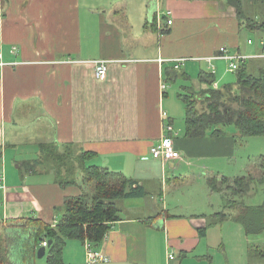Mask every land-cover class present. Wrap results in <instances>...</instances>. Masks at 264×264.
Listing matches in <instances>:
<instances>
[{"label":"crops","instance_id":"obj_1","mask_svg":"<svg viewBox=\"0 0 264 264\" xmlns=\"http://www.w3.org/2000/svg\"><path fill=\"white\" fill-rule=\"evenodd\" d=\"M244 28L246 19L227 0H0V230L19 236L10 260L29 238L20 236L16 219L35 216L56 225V208L81 193L76 185L61 186L56 170L23 173L19 162L36 158L41 144L64 150L73 143L95 153L87 161L124 173L147 193L119 201L121 219L98 247L108 260L87 263L85 242L72 239L64 264H264V231L249 234L234 219L237 208L220 221L226 207L211 216L189 214L180 203L171 209L166 198L169 182L177 186L195 170L210 172L194 160L235 154L237 132L185 136L182 96L237 81L223 83L222 46L246 56L239 64L252 72L264 70V29H252L260 38L255 42ZM97 60L107 61L103 79L95 73ZM204 71L214 74L212 84L201 79ZM165 134L180 159H150L151 145ZM255 246L263 251L251 253Z\"/></svg>","mask_w":264,"mask_h":264},{"label":"trees","instance_id":"obj_2","mask_svg":"<svg viewBox=\"0 0 264 264\" xmlns=\"http://www.w3.org/2000/svg\"><path fill=\"white\" fill-rule=\"evenodd\" d=\"M227 2L235 7L241 19H246L247 27L264 29V21L259 24L245 15L244 0ZM236 76L237 81L221 88L209 87L198 94L191 92L182 96L186 104L187 138L223 137L228 134L227 128L231 125L236 127L238 136L264 135V70L254 73L241 61ZM201 77L210 84L215 80L211 72L204 71ZM237 141L236 136L235 143ZM39 150L36 158L19 162L20 172L56 170V181L61 186L76 185L81 193L66 196L63 204L56 208L60 215L56 225L35 216L20 217L14 223L22 225L20 236L29 233V238L23 243L25 262L36 264L38 248L48 241L47 253L43 257L46 264H64V249L68 240L100 245L112 224L121 219L119 201L144 197L147 192L143 185L122 172L87 164L95 153L80 151L75 154L73 143L64 150H60L58 144L45 143L40 145ZM76 168L82 169V175L76 174ZM208 178L211 191L226 198L224 207L227 211L218 212L220 221L232 214L231 209L237 208L240 213L234 219L242 222L249 234L264 231V202L253 205L245 199L252 189L264 183V155L258 158L248 174L235 177L217 174ZM81 181L87 185L86 188L79 184ZM201 231L204 233V230ZM16 237L19 238L17 234L0 230V264H12L10 249ZM256 251L263 250L255 246L251 253Z\"/></svg>","mask_w":264,"mask_h":264},{"label":"rangeland","instance_id":"obj_3","mask_svg":"<svg viewBox=\"0 0 264 264\" xmlns=\"http://www.w3.org/2000/svg\"><path fill=\"white\" fill-rule=\"evenodd\" d=\"M245 1V15L249 18L251 17L256 23H261L264 21V0H244ZM259 13V15H258ZM245 36H251L255 42H259V35H256L255 31L250 28H244ZM247 40V39H246ZM237 71H226V77L223 83H227L229 81H234L236 79ZM179 122V121H178ZM182 129H184L185 120H182ZM228 133H235L237 131L234 125H231L227 128ZM183 133V132H182ZM238 141L234 144V155L232 157H212L209 160H203L201 162L196 163L195 165H209L211 166L210 172L206 171V174H202V172L195 170L196 174H189L183 178L181 183H177L175 186L173 184L170 185L168 183L169 188H167L168 192L166 193L167 202L174 207L176 203H180L184 209H181V212L185 213H207L209 216L215 213L216 211L223 210L225 206L226 198L224 195H221L218 192H213L211 195L208 193V177H211L216 172L222 174L221 176H229L234 177L236 175H245L248 174L254 167V164L257 162L258 158L261 155H264V135L258 136H237ZM79 151L75 149L74 153H78ZM152 153H149L150 159L160 160L154 158ZM72 165L71 163H69ZM87 164H92V161H87ZM102 166V164L100 165ZM188 171L193 170L196 167L187 166L184 164ZM193 168V169H192ZM120 169V168H116ZM214 169V170H213ZM77 175H82V169L78 170ZM218 174V173H217ZM216 174V175H217ZM79 184L86 188L87 185L81 181ZM246 201L250 203H261L264 200V183L261 185H257L248 196L245 198ZM173 211V210H172ZM224 221V220H223ZM242 224V222H241ZM243 225V224H242ZM24 252L19 253L18 255L13 254L11 256V261L16 263L19 260L24 261ZM36 264H46V258H37Z\"/></svg>","mask_w":264,"mask_h":264},{"label":"built area","instance_id":"obj_4","mask_svg":"<svg viewBox=\"0 0 264 264\" xmlns=\"http://www.w3.org/2000/svg\"><path fill=\"white\" fill-rule=\"evenodd\" d=\"M172 22H173L172 18L168 20V24H171ZM249 42H252V40H249ZM220 52H221L220 57L228 61L229 71H237L239 67V61L244 60L246 58V56L231 53L230 49L226 46H222L220 48ZM2 57H3L2 48L0 46V66L5 64ZM179 65H180V60L177 61L176 67H179ZM107 70H108V65L106 60H97L95 62V73H97L96 76L99 79H103L106 76ZM166 128L167 130H172L171 125H167ZM150 153H152L151 155L154 158L163 161L180 159L182 157L181 154L182 152H180L173 138H170L166 134L157 143L151 145ZM1 173L2 172H0V181L2 180ZM43 246L47 247L48 241H44ZM85 246H86V251H88L87 263H91L99 260H108V257L100 250H98V248L95 247L92 242L86 241ZM170 256L172 257L173 254H170Z\"/></svg>","mask_w":264,"mask_h":264},{"label":"water","instance_id":"obj_5","mask_svg":"<svg viewBox=\"0 0 264 264\" xmlns=\"http://www.w3.org/2000/svg\"><path fill=\"white\" fill-rule=\"evenodd\" d=\"M52 242V240H50V243ZM95 247H99V244H96ZM47 253V248L45 246H40L38 248V251H37V257L38 258H43Z\"/></svg>","mask_w":264,"mask_h":264}]
</instances>
